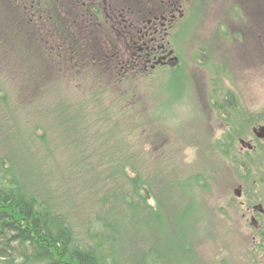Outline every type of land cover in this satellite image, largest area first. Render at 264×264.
Segmentation results:
<instances>
[{"label": "rangeland", "instance_id": "374dc122", "mask_svg": "<svg viewBox=\"0 0 264 264\" xmlns=\"http://www.w3.org/2000/svg\"><path fill=\"white\" fill-rule=\"evenodd\" d=\"M40 1L35 20L34 0L0 2V167L56 196L86 238L90 215L127 213L128 175L140 172L152 188L146 212L160 202L166 216L145 227L150 243L122 244L126 264L152 243L163 264H264L256 167L219 147L230 126L214 106L233 94L248 141L264 126V28H252L264 22V0ZM175 7L165 42L177 65L124 70L133 40L122 21L136 40L153 14Z\"/></svg>", "mask_w": 264, "mask_h": 264}, {"label": "trees", "instance_id": "16d2710c", "mask_svg": "<svg viewBox=\"0 0 264 264\" xmlns=\"http://www.w3.org/2000/svg\"><path fill=\"white\" fill-rule=\"evenodd\" d=\"M34 1L35 11L29 8L32 11L29 15L35 20V16L40 18L42 2ZM0 2L6 4L7 0H0ZM84 3L83 5L88 8V4ZM95 7L97 6H94L93 10L98 13ZM3 13L8 15L5 8ZM41 15L46 17L45 14ZM9 17L8 15L7 20ZM50 17L51 22L52 15ZM120 19L122 16L119 18L118 13L114 14L113 21ZM53 22H51L52 25ZM127 27L132 28L130 23L127 25L125 20L122 21L121 31L127 36L129 34V39L133 40V43L134 31L131 28L127 30ZM50 29L54 32V27ZM58 30L62 31L60 28ZM132 43L130 45L134 52ZM72 51L74 55L79 53L75 45ZM75 63L74 65L79 66V63ZM129 65L132 64L127 62L123 65L124 70ZM130 68L133 69L129 66L128 70ZM214 106L221 116L224 115L222 118L230 126L228 132L218 141L219 147L223 152L231 155L230 158L237 166L244 165L248 167L247 171H251L254 167L252 155L242 160L240 155L242 152L235 147L236 141L245 136L243 130L249 123L241 114L239 104L230 92L226 105L220 102L214 103ZM66 119L73 121L68 116ZM77 127L80 128L79 120L71 124L73 131H78ZM22 176L13 165L0 167V264H126L123 256L125 249L122 250V244H125L126 240L128 244H138L140 240L150 243L153 238L146 237L145 227L147 225L153 227V224L160 225L161 219L166 216L160 202H156L153 206L147 205L150 212H146L145 204L148 199L146 193L151 192L152 188L145 177L136 171L135 176L128 175V186L131 188L123 199L127 213L123 216L112 214L111 218L100 214L94 217L90 215L85 224L86 238L81 236L77 223L72 220L67 211L63 210L64 207L56 196L45 188L36 189ZM244 176L249 178L250 174L247 173ZM260 236L259 247L261 248L264 244V232L260 233ZM156 245L158 244H149V249L144 252L142 259L135 261V257L132 256L133 264H163L162 253Z\"/></svg>", "mask_w": 264, "mask_h": 264}, {"label": "flooded vegetation", "instance_id": "af4514ba", "mask_svg": "<svg viewBox=\"0 0 264 264\" xmlns=\"http://www.w3.org/2000/svg\"><path fill=\"white\" fill-rule=\"evenodd\" d=\"M86 3L88 4V1L84 4ZM92 4L94 7L95 2ZM174 5L172 4V6ZM176 10L180 11V7L172 8L170 12L165 10L164 12H158L159 14L152 13V17L142 24L138 30L139 36L132 43L134 52L131 49L128 64L131 63L132 65L129 66L145 71L158 66L170 65L175 52L169 47V43L165 42V39L178 19L175 13ZM252 28L253 32L255 31L254 34L260 36L261 30L264 28V22L256 23L254 19ZM253 132L255 137L252 141H248L245 136L240 141L243 144L241 152L249 151L255 155L254 189L256 191L255 199H257V202L253 205L252 209L255 213L253 214V219L256 223L254 229L258 237L261 238L260 233L264 232V126L262 128L254 127ZM248 206L251 208V204Z\"/></svg>", "mask_w": 264, "mask_h": 264}, {"label": "water", "instance_id": "95a60500", "mask_svg": "<svg viewBox=\"0 0 264 264\" xmlns=\"http://www.w3.org/2000/svg\"><path fill=\"white\" fill-rule=\"evenodd\" d=\"M177 63H178V57H177V56H174V57L171 59L170 64H171L172 66H175V65H177Z\"/></svg>", "mask_w": 264, "mask_h": 264}]
</instances>
